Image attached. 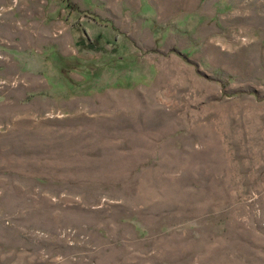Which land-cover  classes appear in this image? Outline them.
<instances>
[{
    "label": "rangeland",
    "instance_id": "1",
    "mask_svg": "<svg viewBox=\"0 0 264 264\" xmlns=\"http://www.w3.org/2000/svg\"><path fill=\"white\" fill-rule=\"evenodd\" d=\"M170 1L0 0V264H264V0Z\"/></svg>",
    "mask_w": 264,
    "mask_h": 264
},
{
    "label": "bare ground",
    "instance_id": "2",
    "mask_svg": "<svg viewBox=\"0 0 264 264\" xmlns=\"http://www.w3.org/2000/svg\"><path fill=\"white\" fill-rule=\"evenodd\" d=\"M170 2H171L170 0H159L160 5L162 6V8H160V9L162 10V13H164V15H167L168 13H170V15H171L173 10L175 11V9H176V8L175 9H171V7H172L171 3L172 2L171 3ZM195 2H196L195 0H182L180 5H182L183 8L186 9V11H187V9L192 7L195 4ZM173 5H174V3H173ZM175 6H173V7H175Z\"/></svg>",
    "mask_w": 264,
    "mask_h": 264
}]
</instances>
